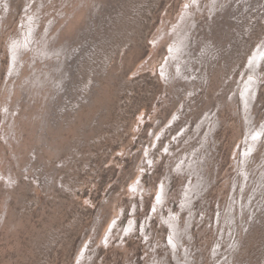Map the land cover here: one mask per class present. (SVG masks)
I'll list each match as a JSON object with an SVG mask.
<instances>
[{"label":"rangeland","instance_id":"obj_1","mask_svg":"<svg viewBox=\"0 0 264 264\" xmlns=\"http://www.w3.org/2000/svg\"><path fill=\"white\" fill-rule=\"evenodd\" d=\"M0 264H264V0H0Z\"/></svg>","mask_w":264,"mask_h":264}]
</instances>
